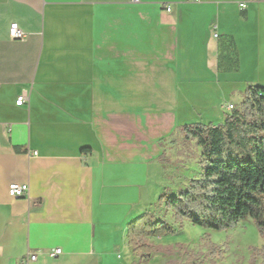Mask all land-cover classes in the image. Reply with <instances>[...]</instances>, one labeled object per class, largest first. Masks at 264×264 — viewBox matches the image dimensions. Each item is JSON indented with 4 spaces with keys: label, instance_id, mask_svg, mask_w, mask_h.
<instances>
[{
    "label": "crops",
    "instance_id": "crops-1",
    "mask_svg": "<svg viewBox=\"0 0 264 264\" xmlns=\"http://www.w3.org/2000/svg\"><path fill=\"white\" fill-rule=\"evenodd\" d=\"M231 40L237 69L220 66ZM251 84L264 85V0H0V264L157 263L127 234L155 204L170 90L216 123Z\"/></svg>",
    "mask_w": 264,
    "mask_h": 264
},
{
    "label": "trees",
    "instance_id": "trees-1",
    "mask_svg": "<svg viewBox=\"0 0 264 264\" xmlns=\"http://www.w3.org/2000/svg\"><path fill=\"white\" fill-rule=\"evenodd\" d=\"M227 45L233 47L232 55L221 54L220 66L224 58L231 59L230 66L237 69L239 59L233 41L221 43L220 48L223 52ZM182 133L201 148L200 173L177 194L161 193L157 205L172 211V221L151 210L128 224V243L140 262H148L156 254L170 256L185 251L181 243L163 246L150 241L175 235L184 220L222 230L251 217L264 237V85H249L241 103L225 114L223 122L185 124ZM208 253L223 258L217 244H209ZM258 258L264 264V245L252 248L251 262L255 264ZM173 263L169 260L165 264Z\"/></svg>",
    "mask_w": 264,
    "mask_h": 264
},
{
    "label": "rangeland",
    "instance_id": "rangeland-1",
    "mask_svg": "<svg viewBox=\"0 0 264 264\" xmlns=\"http://www.w3.org/2000/svg\"><path fill=\"white\" fill-rule=\"evenodd\" d=\"M245 90L243 91L245 92ZM244 92H237L229 95L228 98H223L221 102L223 108L220 109L223 114L222 122L225 120V114L230 112L227 109L228 104L232 102L238 106L243 99ZM163 97L164 103L165 96ZM167 97L168 105L166 109L168 114L176 115L178 121L172 132L167 136L164 135L159 141L161 147H163V159L154 161L153 169L156 171L153 175V182L159 189L161 187L162 189L161 191L158 189L152 212L156 216L164 215L168 220L172 221V211H166L157 205L161 193H167L168 195L177 194L181 189L185 188L191 178L199 176L200 173L199 159L201 148L196 141L185 139L182 127L185 124H208L210 119L204 116V111L193 109L195 99L191 96H179L180 104L178 108L176 103L178 96L170 90V94ZM159 99V95L153 96L155 102ZM160 103H162V100ZM155 104L156 107L157 102ZM218 123L221 122H216V124ZM177 228L178 231L175 235H168L162 239L151 238L152 243H158L156 245L163 246H175L176 243H181L185 245V251L178 250L170 256L156 254L153 260L154 258L158 259L156 260L157 263L154 264H165L169 260H173V264H191V258H193L192 261L195 264H253L251 262L252 248H261L264 245V237L251 217L240 221L231 228L222 230H212L203 226L193 225L188 220L182 221ZM209 244L219 245L223 250V258L209 255ZM260 262L261 259L258 258L255 264H260Z\"/></svg>",
    "mask_w": 264,
    "mask_h": 264
},
{
    "label": "built area",
    "instance_id": "built-area-1",
    "mask_svg": "<svg viewBox=\"0 0 264 264\" xmlns=\"http://www.w3.org/2000/svg\"><path fill=\"white\" fill-rule=\"evenodd\" d=\"M192 1H197V0H192ZM240 6L242 8L246 7L244 3H241ZM168 10L170 9L168 8ZM9 35L12 39L20 40L26 36V33L20 28L18 23L14 22L10 25ZM25 99H26V96L23 94L18 97L16 103L21 105L22 103H24ZM233 107L234 106L232 104H228L227 109L231 110L233 109ZM8 192L10 196L14 198H20V197L26 196L29 193V185L27 183L12 182L9 184ZM60 253H61V249L56 248L55 250L51 252V256H57ZM36 259H37V255L35 253H28L24 258H22V263L30 264L32 261H35Z\"/></svg>",
    "mask_w": 264,
    "mask_h": 264
}]
</instances>
